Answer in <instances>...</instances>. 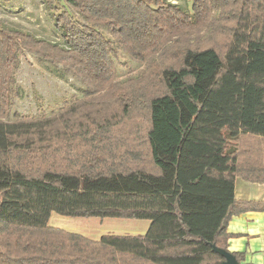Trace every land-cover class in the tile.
I'll use <instances>...</instances> for the list:
<instances>
[{"label": "trees", "instance_id": "trees-1", "mask_svg": "<svg viewBox=\"0 0 264 264\" xmlns=\"http://www.w3.org/2000/svg\"><path fill=\"white\" fill-rule=\"evenodd\" d=\"M42 4L54 41L0 21V264H221L210 244L227 250L231 217L264 212L234 194L237 177L264 183V164L238 150L244 136L264 138V0ZM24 50L90 96L48 116L12 113ZM122 51L143 65L117 80ZM107 98L124 119L143 112L146 127L100 115ZM53 212L149 226L95 240L50 226Z\"/></svg>", "mask_w": 264, "mask_h": 264}, {"label": "rangeland", "instance_id": "rangeland-1", "mask_svg": "<svg viewBox=\"0 0 264 264\" xmlns=\"http://www.w3.org/2000/svg\"><path fill=\"white\" fill-rule=\"evenodd\" d=\"M168 1L178 3L186 10L190 8V0ZM0 21H3L9 27H15L19 30L29 32L37 38L51 41L57 39L53 33L47 13L43 8L42 0H0ZM216 40L218 42H210V44L217 46L219 42H223L224 36L220 35L216 37ZM114 65L116 69L114 78L117 80H125L129 76L135 75L143 63L132 59L127 53L122 51L118 57L114 58ZM56 68V70L62 68L61 64H57ZM56 70L47 61L39 60L35 55L24 50L19 56V67L15 71V87L18 90V95L13 98L12 113H17L26 118L48 116L63 106L77 100L87 99L90 96L88 92L91 91V87L90 91H88L89 87L73 75L69 73L60 75ZM158 89L154 86L149 88L152 92ZM104 90V86L97 87L91 95H102L105 93ZM106 114L110 117L115 114L117 120H121L124 124L131 126L137 122V126L140 125L137 128L142 130L144 126L146 127V119H144L143 112L136 119H124L121 116V109L115 101L113 100L109 103L108 98L105 100V107L100 112V115L106 116ZM134 128L136 129L135 126ZM140 134L143 136V132H140ZM238 144L242 163L251 159L258 166L264 164V138L244 136L239 140ZM77 146L73 145L71 148L74 150L79 148L80 151H89V147L85 146V144L84 146ZM60 156H64L63 152L58 155V157ZM59 166H65V162L60 160ZM236 180L239 182L244 181L240 177H237ZM252 184H256L254 186L261 185L264 187V183L252 182ZM49 225L97 240L101 235L105 234H144L149 226V221L67 217L53 212L49 217Z\"/></svg>", "mask_w": 264, "mask_h": 264}, {"label": "crops", "instance_id": "crops-1", "mask_svg": "<svg viewBox=\"0 0 264 264\" xmlns=\"http://www.w3.org/2000/svg\"><path fill=\"white\" fill-rule=\"evenodd\" d=\"M235 180L236 200H263L264 187L261 185ZM227 250L243 252L241 263L264 264V212H244L234 215L228 222Z\"/></svg>", "mask_w": 264, "mask_h": 264}, {"label": "water", "instance_id": "water-1", "mask_svg": "<svg viewBox=\"0 0 264 264\" xmlns=\"http://www.w3.org/2000/svg\"><path fill=\"white\" fill-rule=\"evenodd\" d=\"M210 247L213 252H215L216 254L220 255L223 258L221 264H248V263L239 262L232 252L217 247L215 244H210Z\"/></svg>", "mask_w": 264, "mask_h": 264}]
</instances>
